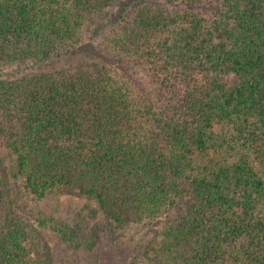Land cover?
<instances>
[{"label": "trees", "instance_id": "obj_1", "mask_svg": "<svg viewBox=\"0 0 264 264\" xmlns=\"http://www.w3.org/2000/svg\"><path fill=\"white\" fill-rule=\"evenodd\" d=\"M2 145L0 264H264V0H0Z\"/></svg>", "mask_w": 264, "mask_h": 264}, {"label": "rangeland", "instance_id": "obj_2", "mask_svg": "<svg viewBox=\"0 0 264 264\" xmlns=\"http://www.w3.org/2000/svg\"><path fill=\"white\" fill-rule=\"evenodd\" d=\"M104 33L103 31H100V33L93 36L91 39L92 43L94 45H99L100 48H96L94 45H87L86 47H83L82 49L84 51H91L96 53V58L99 57V59H103L107 66H109L110 69V75L113 79V82L115 84L124 85L126 89L128 90L129 97L132 101H136L140 98V96H150L153 95L156 88L152 84L149 75L141 63V60L139 57L136 56H130V57H124L122 55H118L115 51L110 50L107 46H105L103 43H106L104 40ZM89 46V47H88ZM93 59V60H94ZM4 150L3 145L0 146V156H4ZM3 164H7L5 159L3 160ZM5 169V168H3ZM11 180L7 181V188H10L12 186ZM16 194V191H13ZM50 194L39 196V195H33V194H27L23 198V200H19V209L23 210H30L34 214L44 213V211L49 210L48 209V201L50 198ZM48 243H52V245L49 247H65L63 243L60 241H57L58 239L55 236H47ZM59 255L61 259V264L64 263V259L66 258V252L64 250H59ZM78 262H80V259L77 258Z\"/></svg>", "mask_w": 264, "mask_h": 264}]
</instances>
